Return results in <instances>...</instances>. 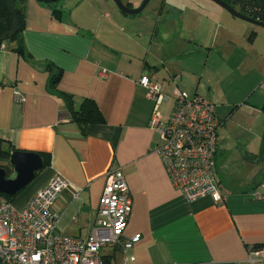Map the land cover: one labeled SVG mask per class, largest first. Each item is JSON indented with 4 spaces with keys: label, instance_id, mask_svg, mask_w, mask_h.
Returning <instances> with one entry per match:
<instances>
[{
    "label": "crops",
    "instance_id": "obj_1",
    "mask_svg": "<svg viewBox=\"0 0 264 264\" xmlns=\"http://www.w3.org/2000/svg\"><path fill=\"white\" fill-rule=\"evenodd\" d=\"M121 1L135 8L142 0ZM57 6L58 15L49 5L24 0L20 51L14 40L0 44V139L9 157L27 151L43 161L15 195L0 194L13 197L14 207L21 209L51 177L62 176L77 196L65 190L53 203L56 231L84 238L97 217L105 173L119 168L132 206L120 244L110 251L117 262L251 264L248 248L264 245L263 82L240 100L243 110L234 111L236 104L218 117L214 174L224 200L205 196L189 203L156 152L161 142L148 125L153 103L137 81L148 72L162 85V115L170 113L176 88L213 102L211 84L200 82L214 64L264 79V43L255 46L264 31L210 0H158L133 17L123 15L112 0H62ZM237 50L246 54L247 65L228 64ZM15 91L22 102L14 100ZM65 95L74 109L91 99L102 120L81 124L69 118ZM224 104L222 109L232 105ZM239 111L235 136H229ZM237 130L259 134V149L251 151L250 141ZM232 138L235 148L246 147L242 157L259 172L256 179L223 176L235 150ZM9 157L0 158V167L10 164ZM9 168L6 177L13 175ZM135 234L139 239L123 250Z\"/></svg>",
    "mask_w": 264,
    "mask_h": 264
},
{
    "label": "built area",
    "instance_id": "obj_2",
    "mask_svg": "<svg viewBox=\"0 0 264 264\" xmlns=\"http://www.w3.org/2000/svg\"><path fill=\"white\" fill-rule=\"evenodd\" d=\"M137 84L153 103L148 125L159 136L161 144L156 152L174 187L189 203L205 196L221 203L224 197L214 174L220 120L213 103L201 95H189L176 88L170 113L162 115L159 108L166 95L160 86L148 72L141 74ZM14 100L23 101L18 91ZM104 182L97 217L84 238L56 231L53 203L65 190L77 196V191L71 190L70 183L62 176L51 177L21 209L0 194V264H129L117 262L110 251L120 244L127 225L132 206L130 191L119 168L107 171ZM138 239L139 234H135L125 241L123 250ZM248 261L264 264V248H248Z\"/></svg>",
    "mask_w": 264,
    "mask_h": 264
},
{
    "label": "rangeland",
    "instance_id": "obj_3",
    "mask_svg": "<svg viewBox=\"0 0 264 264\" xmlns=\"http://www.w3.org/2000/svg\"><path fill=\"white\" fill-rule=\"evenodd\" d=\"M69 1L71 2V0ZM156 1L158 0H150L148 4L146 5V7L142 10V13H144V11L150 10L154 6V3H156ZM210 1H213V0H210ZM213 2L216 3L215 1ZM216 5L224 9L218 3H216ZM246 23L251 25L255 30L264 31V28L256 24H253L247 21ZM263 43H264V35L263 34L257 35L255 46L261 48V45H263ZM241 61H245V65H247L248 58L246 54L238 53V50H237L235 52V56L233 55L232 59L228 62V64L232 66L233 64L239 63ZM203 78L205 80L200 82L201 85H206L208 83L211 84V97L213 98V102L211 100L210 101L214 105L216 116L219 117L220 119L224 118V115L222 117V111L225 112V115H226L229 109L233 105H236V104L238 105V108L235 109L234 111L243 110L242 108L239 107L241 105L240 100H244L243 99L244 96H245L244 98H247L254 90L253 88L259 86L261 82H263L262 85H264V79H261V81H259L255 72L252 71L248 75H245V74L239 75L235 71L228 70L226 65L214 64L212 69L205 72V75L203 76ZM159 86L162 92L163 87L161 84ZM222 103L223 104L225 103L224 105H226V103H232V105L222 109L221 108ZM220 111H221V114H220ZM239 114H240V111L234 115L231 121V125H229V129H232L229 132V136H235L234 122L238 120ZM237 135L241 136L240 138L242 139H247L250 141L249 147L251 151H255L259 149L260 142H261L259 134H255L256 137H253V135H251V133L249 132H246L244 130L240 132L237 130ZM235 147H236V143H235V140L232 138L230 140V149L231 150L235 149V150L230 153L229 155L230 161L228 162L226 167L222 168L223 176H226L227 178H231L233 180L234 179H250V178L256 179L259 176V172H257L256 169L252 170V164H250V162H248L247 159H245V157L244 158L242 157V155L245 156L246 152L244 149H246V147H244V145H239V144L237 148Z\"/></svg>",
    "mask_w": 264,
    "mask_h": 264
},
{
    "label": "trees",
    "instance_id": "obj_4",
    "mask_svg": "<svg viewBox=\"0 0 264 264\" xmlns=\"http://www.w3.org/2000/svg\"><path fill=\"white\" fill-rule=\"evenodd\" d=\"M231 7L238 10L240 13L249 16L253 19L264 22V0H223ZM24 0H0V44L6 39L14 40L17 43V49L21 48V31L24 28L23 4ZM41 4H46L51 7L53 12L58 15V6L54 3H45L39 1ZM251 32V36H252ZM66 105L68 107L69 118L81 124L86 122L101 121L102 115L94 102L91 99L85 98L77 109L72 106V99L65 95ZM264 108V106H263ZM0 139V158L8 159L9 151L3 145ZM45 158V157H44ZM8 168L7 173H11L9 162L3 165ZM12 200L13 197H8ZM264 245H260L261 248Z\"/></svg>",
    "mask_w": 264,
    "mask_h": 264
},
{
    "label": "water",
    "instance_id": "obj_5",
    "mask_svg": "<svg viewBox=\"0 0 264 264\" xmlns=\"http://www.w3.org/2000/svg\"><path fill=\"white\" fill-rule=\"evenodd\" d=\"M37 1L54 3L56 5L57 2L62 0ZM112 1L115 3L117 8L123 15L133 17L134 15L140 13L150 0H142L141 3L135 8L128 7L121 0ZM213 1L222 6L233 17L264 27V22L240 13L238 10L228 5L225 1ZM9 161L12 166L13 175L11 177H6V169L0 167V193L6 194L8 196H13L22 188H24L35 177L36 171L42 169L43 161L38 153L27 151H13L10 154Z\"/></svg>",
    "mask_w": 264,
    "mask_h": 264
}]
</instances>
